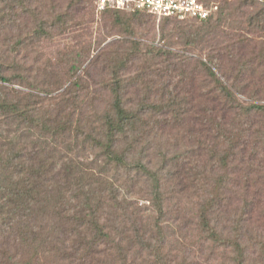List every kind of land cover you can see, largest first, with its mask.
<instances>
[{"label": "rangeland", "instance_id": "rangeland-1", "mask_svg": "<svg viewBox=\"0 0 264 264\" xmlns=\"http://www.w3.org/2000/svg\"><path fill=\"white\" fill-rule=\"evenodd\" d=\"M98 1L0 0V103H7L15 109L14 112L9 110L8 115L0 111V153L9 142H13L11 148L16 151L26 146L33 152L36 145L38 152H42L39 160L56 155V158L69 163L71 158L87 177L86 189L79 199L73 197L75 192L71 190H64L63 195L54 193V181L46 182L41 188L48 193L41 196L47 206L46 214L43 217L37 215L39 221H34L33 227L43 236L38 235L32 246L41 245L42 240L45 243L33 264H131L137 257L136 251L126 252L127 261L122 260L117 248L120 231L133 238L136 234L134 227L140 226L141 220L154 224L158 218L152 203L156 183L148 172L159 178L164 197V217L160 224L165 242H154L153 246L162 245L163 253L175 260L174 264H234L232 250L220 248L212 254L213 244L201 243L198 227L197 214L204 200L207 176L211 179L224 174L220 167L213 166L207 154H198L200 141H204L200 123L199 95L203 86L200 73L194 80H187L184 89H178L180 98L186 97L183 109H191L189 114L175 118L171 113L167 116L147 110L136 128L119 136L118 151H129L127 164L130 167L116 169L107 165L106 159L99 156L100 149L93 146L90 139V136L102 137L103 118L112 108L113 62L124 52H136L135 42L141 43L142 52H147L151 45L166 46L172 41L174 52L195 58L205 57L209 50L186 45L182 36L175 34L168 41L175 26L180 31L192 25V20L168 21L146 14L135 19L132 13H122L121 18L116 19L112 12H99ZM239 1H217L219 10L214 14L215 19L221 8L235 9L217 43L218 48L232 52L234 57L228 67L237 69L240 62L256 67L257 63L251 61L264 52V22L257 21L258 24L252 26L250 18L264 9V0H257L255 7L243 13L236 11ZM129 66L119 75L124 106L135 111L140 109L139 102L150 105L162 103L161 93L151 91L153 94H148L143 84L138 91L135 77L141 65H135L133 61ZM165 66V63L155 66L145 82L150 85L152 81H159L158 70ZM194 68L193 64L187 69L189 74ZM179 80L180 77L176 82ZM165 81H168L167 77L162 79ZM189 88L193 97L187 93ZM254 89L251 86V90ZM240 99L256 100L264 105L263 95H255L252 100L243 96ZM27 115L53 119L59 116L70 121L72 129L52 143L50 137H40L38 128L25 119ZM257 120L262 124V119ZM255 138L256 135L250 141ZM41 148H45L44 152L40 151ZM4 149L7 156V147ZM253 151L252 146L248 147L247 156ZM259 157L260 161H254L253 168L247 166L245 173L234 177L230 171L226 175L228 184L224 185L228 189L222 190L225 192L223 206L214 217V221L219 219V230L227 229L226 237L236 229L235 222L244 218L241 223L244 225L243 234L246 233L243 244L252 246L249 264L260 261L263 256L260 248L264 244V147H261ZM1 174L0 171V198L7 186L5 175ZM51 176L47 179H52ZM73 180L70 177V181ZM60 182L65 186L66 178ZM88 199L92 206L102 204L100 219L116 242L109 252H105L106 245L101 243L94 248L92 255L86 256L83 255L84 249L79 253L73 250L74 246H79L77 233L56 238L61 232L57 228L67 232L71 225L58 217L56 210L59 208L64 216L75 215L81 210L77 207ZM2 203L5 200L0 201ZM88 212H83V215ZM19 214L17 211L10 231L21 225ZM5 217L6 214H2L0 222ZM2 228L0 225L1 232ZM77 228L82 236L89 239L91 231L87 226ZM2 234L0 264H23L33 250H29L17 233L9 244L5 243ZM64 239L66 249L70 250L67 259H64ZM123 245L128 247L126 242ZM225 252L227 256L223 258ZM146 254L142 261H148ZM150 261L145 264H154L155 257L152 256Z\"/></svg>", "mask_w": 264, "mask_h": 264}, {"label": "trees", "instance_id": "trees-1", "mask_svg": "<svg viewBox=\"0 0 264 264\" xmlns=\"http://www.w3.org/2000/svg\"><path fill=\"white\" fill-rule=\"evenodd\" d=\"M256 1L240 0L236 11L243 13L244 10L255 7ZM234 11L235 9L231 7L221 8L216 19L213 15L206 21H192V25L182 28L180 31L177 30L176 26L171 30L173 34L169 35L168 41L172 39L174 34L182 36L186 45L202 46V48L205 47L204 49L209 50L205 57L195 58L174 52L172 41L166 46L151 45L147 52H142L140 49L141 43L135 42L136 52H124L119 57L117 56L113 62L112 72V92L114 95L112 108L103 118L102 137L94 138L90 136V139L92 145L100 149L99 156L106 159L107 165H112L116 169L130 167L131 165L127 164L129 151H118L119 136L126 135L129 129L136 128V125L142 121V115L146 114L147 110L167 116L171 113L175 118L189 114L191 109H183L186 106L184 103L186 97L180 98L178 89H182L187 80H194L200 73L203 80L202 92L199 95L201 99L200 123L204 141H200L201 148H199L200 152L198 154L200 156L207 154L213 166L216 165L224 171V174L218 177H211L210 179L207 176V182L203 188V191L206 190V192L197 214L201 243H212V254L220 248L227 251L230 249L234 253V257H232L234 264H249V249L252 246L243 244L246 233L243 234L244 225L241 223L244 218H239L240 220L235 222L236 229L229 231V237L225 236L227 229H218L219 219L215 218L214 221V217L218 214L220 207L223 206L225 199V192L222 190L228 189V186L224 185L228 184V178H225L226 175L232 171L234 177L239 176V173L246 172L247 166L253 168L254 161H260L259 152L261 147H264V105L256 100L246 101L240 99L242 96L247 99L251 98V100L252 98L255 99V95L259 97L263 95L264 97V52H260L257 58L251 61L257 63L256 67H249L251 64L249 65L248 62H240L239 67L235 69L228 67L229 62L234 57L232 52H227L226 48L219 49V44H217L224 35V27ZM103 12H112L116 19L121 18L122 13H132V15H135V19L139 16L142 17L143 14L152 16L136 9L124 11L105 10ZM174 19L164 18L168 21ZM261 20L264 22V9L257 16L250 18V25L254 26L260 23ZM133 61H135V65L136 63L141 65L135 77V87H138L139 91L141 90L140 87L145 85L148 94L151 91L161 93L162 103L150 105L139 102L140 109L135 111H130L124 106L121 96L122 82L119 75L120 71L127 70L130 67V62ZM160 63L166 64L163 70H158L160 80L152 81V84L149 85L145 80L151 71H154V67ZM193 64L195 68L189 74L187 69ZM235 71H237L236 74ZM164 77H167L168 81L162 82ZM179 77L180 80L176 82ZM251 86L255 87L253 91ZM191 88L188 89L189 91L187 90L190 96L193 95L190 92ZM151 93L153 94V92ZM188 100L190 101V99ZM9 110L13 111L15 109H12L7 103H0V111H3L5 115H8ZM25 119L32 126L38 128L41 133L40 137H50L52 143L63 138L65 133L72 129L70 121H64L59 116H57V119H53L50 116L33 118L27 115ZM257 119H262V124ZM254 135H256V138L251 142L250 140ZM12 144L13 142H9V144L4 145L0 153V171L1 175H5L4 180L7 182L5 192L0 198L1 202L5 200V203L0 204V217L2 214H6V217L0 222L1 227H3L2 232L5 231V233L2 234L0 231V235H4L5 243L9 244L14 233H17L22 242L30 248L29 250H33L32 254L23 261V264H33V261L37 260L40 255L39 251L45 243V240H42L41 245L32 246V241L38 240V235L43 236L42 232L37 233L33 227L34 221H39L36 216L43 217L46 214L47 206L44 205L41 196L48 193L43 192L41 188L46 182L54 181L56 185L54 193L63 195L65 194L64 190L67 192L71 190L75 192L73 197L79 199L86 189L85 180L87 177L75 160L71 158L69 163L56 158V155L49 159L39 160L42 152H38L37 149L39 148L36 145L33 152H30L26 146L20 151L13 150L11 148ZM250 146L253 147L254 151L248 157L247 149ZM5 147H7V156H5ZM44 150L45 148H41L40 151L44 152ZM194 153L196 154V152ZM261 170L262 168H260V173ZM148 174L155 179L156 183L152 203L158 218L155 219L154 224L141 220L140 226L135 225L134 227L136 234L133 238L120 231L121 239L117 243V248L123 261H127L126 252L135 249L137 257L133 258L131 264H145L150 261L152 256L155 257L154 264H174L175 260L163 253L162 245L153 246L154 242H165V237L162 236L163 228L160 224L161 218L164 217V197L159 178L154 173L148 172ZM49 175H52V179L48 180ZM70 177L74 180L70 181ZM59 178L60 180L66 178L65 186L61 184ZM83 205L77 207L81 210L76 212L75 215L64 216L59 212V208L56 210L58 217L67 220L71 224L67 232L60 227L57 228L61 232L57 234L59 236H56V238L62 235L65 236L68 233L70 235L77 233L80 236L79 246H74L73 250L75 253H79L84 249L85 253L83 255L86 256L92 255L94 248L101 245V243L106 245L105 252L111 251L112 244H115L116 241L111 233L107 232L106 224L104 225L100 219L99 212L103 207L102 204L98 203V205L92 206L90 199H88ZM6 209L7 212H5ZM17 211H20L21 225L10 231V225L13 223ZM85 211L89 212L83 215ZM83 226H87L88 230L91 231L89 239L82 236L77 228ZM41 231H44V228H41ZM251 240H253V237H251ZM59 241L61 240L59 239ZM62 242L65 246V239ZM124 242L128 244V247L123 245ZM260 249L263 251V256L260 261H254V264H264V244H261ZM64 251L66 255L64 259H67L70 250L66 249L65 246ZM145 252L148 253L146 254L149 256L148 261L141 260L144 258ZM225 255L227 256V252L222 257L225 258Z\"/></svg>", "mask_w": 264, "mask_h": 264}, {"label": "built area", "instance_id": "built-area-1", "mask_svg": "<svg viewBox=\"0 0 264 264\" xmlns=\"http://www.w3.org/2000/svg\"><path fill=\"white\" fill-rule=\"evenodd\" d=\"M218 0H99L97 9L124 11L136 9L157 18L206 21L219 10Z\"/></svg>", "mask_w": 264, "mask_h": 264}]
</instances>
